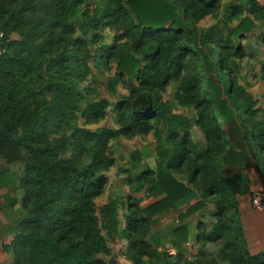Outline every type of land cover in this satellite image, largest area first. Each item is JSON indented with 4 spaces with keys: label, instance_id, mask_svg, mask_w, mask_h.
Masks as SVG:
<instances>
[{
    "label": "trees",
    "instance_id": "16d2710c",
    "mask_svg": "<svg viewBox=\"0 0 264 264\" xmlns=\"http://www.w3.org/2000/svg\"><path fill=\"white\" fill-rule=\"evenodd\" d=\"M54 1L47 17L48 31H40L29 22L28 16L35 10L33 0H0L2 27L23 34L0 55V149L25 151L36 160L25 181L28 198L24 208L29 216L22 219L13 242L15 264H115L100 258L107 245L102 229L113 228L108 223L100 227L95 208V200L106 185L100 172L116 163L110 152L111 139L151 133L158 164L147 190L161 191L164 200L176 205L193 192L172 171L189 175L201 196L180 213V220L200 212L206 199L215 198L216 220L210 230L200 225L203 232L197 234L196 243L222 241L232 264H264V252L252 255L248 249L237 202V195L249 192L242 159H255V167L264 176V120H258L251 94L235 86L236 78L227 71L232 55L243 57L241 48L226 55L224 46L213 49L212 44L220 39L199 29L225 0H101L96 7L98 16L121 29L107 59L114 62L118 80L127 79L129 94L116 104V130L88 133L92 145L85 151L91 155L79 168L64 166L48 143L51 119L46 110L50 98L62 92L61 85L51 79L38 86L35 76L48 57L53 68L67 61L74 66L79 61L70 59L67 48L74 41L76 24L86 15L82 8L85 0ZM256 2L250 1V13L236 26L234 35L253 29L260 17L254 8ZM100 23L84 20L79 28L91 29ZM172 81L179 83L178 102L197 108L195 125L205 134L204 147L192 139L191 122L170 111L163 99L162 92ZM57 102L62 103V99ZM109 106L104 100L97 104L92 114L95 120L107 115ZM162 122L167 123L166 130L160 126ZM226 124H233L242 135L239 152L229 147ZM222 164L240 169L230 179L223 174ZM161 208L162 202H156L149 212ZM233 211L234 218L230 216ZM103 213L107 219H115L114 203ZM147 229L148 219L141 211L129 217L128 256L136 264L153 254L144 239Z\"/></svg>",
    "mask_w": 264,
    "mask_h": 264
},
{
    "label": "rangeland",
    "instance_id": "374dc122",
    "mask_svg": "<svg viewBox=\"0 0 264 264\" xmlns=\"http://www.w3.org/2000/svg\"><path fill=\"white\" fill-rule=\"evenodd\" d=\"M250 1L225 0L214 15L200 23L199 29L203 34L209 33L212 37L220 39L219 43L212 44L213 49L224 46L226 55L241 48L243 57L232 55L227 71L230 70L236 78L235 86H240L251 94L254 108L259 112L258 120L262 121L264 120V0H257L254 5L256 14L260 17L256 18L253 29L239 36L233 34L236 26L250 13ZM33 2L34 13L28 16L30 26H38L40 31H48L50 22L47 17L48 13L53 11L52 6L55 1L33 0ZM99 5L101 0H85L82 3L86 15L76 24L74 41L67 48L70 59L78 58L79 61L74 66L67 61L64 66L57 65L53 68L51 58L48 57L35 76L38 86L46 85L51 79L61 85L62 92H56L50 98L46 115L51 119V135L48 143L52 150L58 153V159L65 164L64 166L84 167L91 155V152L85 151L92 145L88 133L99 134V130H116L119 127L116 104L129 94L127 79L118 80L114 62L107 59L109 48L120 37L121 29L112 24V20H102L98 16L96 7ZM84 20L86 22L97 20L101 23L91 29L79 28ZM2 26L3 22H0V55L5 53V47L10 42L18 41L23 36L19 30L11 32ZM79 46L86 47L82 50L83 47ZM102 49H104L103 54ZM216 56L217 53L215 60H217ZM226 80L228 82V77ZM178 91L179 83L172 81L162 92L163 99L170 111L181 114L191 122L192 139L200 147H204L205 134L195 125L198 118L197 108L194 105H181L176 99ZM58 99H62V103L57 102ZM102 100L110 104L108 113L95 120L97 117L92 116L94 107ZM160 126L164 130L168 127L166 122H162ZM225 129L231 140L230 149L239 152L243 143L242 135L233 124H226ZM109 146L116 163L112 168L100 172L106 179V185L103 194L95 200L100 227L107 223L113 225L112 229L106 226L101 228L107 244L106 251L100 254L103 261L136 264L128 256L129 240L126 228L129 217L134 212L141 211L148 219V229L144 239L150 244L153 254L145 256L140 264H232L224 252L222 241L196 243L197 234L203 232L200 225L204 224L207 230H210L216 220L215 198L206 199V206L200 212L185 220L179 219L180 213L185 212L201 196V192L191 184L189 175L172 171L175 177L189 185L193 192L191 197L176 205L164 200L165 194L161 191L151 193L147 190L154 178L151 172H155L158 164L153 133L132 138H114L110 140ZM86 153L87 156H84ZM35 161L25 151L0 149V187H2L0 192L9 195L11 206L18 205L24 210V218L29 216V212L24 208V200L28 198L25 181ZM255 162V159H242L244 173L255 167ZM260 164L263 165L261 162ZM239 169L237 166L227 167L223 164L221 167L223 174L230 179L234 178ZM247 179L250 205L253 208H262L256 207L252 199L255 193L264 192V188L260 187L256 177L247 174ZM156 202H162V208L154 213L149 212V207ZM110 203H114L115 219H107L103 216L104 209ZM235 215V211L230 213L232 218ZM186 230L188 233L181 235Z\"/></svg>",
    "mask_w": 264,
    "mask_h": 264
},
{
    "label": "crops",
    "instance_id": "0c3cea01",
    "mask_svg": "<svg viewBox=\"0 0 264 264\" xmlns=\"http://www.w3.org/2000/svg\"><path fill=\"white\" fill-rule=\"evenodd\" d=\"M246 173L256 177L260 187L264 188V176L256 167L248 169ZM237 202L248 249L252 255H260L264 252V207L253 208L248 194L237 195ZM17 206H11L9 195L0 192V264H15L13 242L20 232L19 226L25 215L24 210Z\"/></svg>",
    "mask_w": 264,
    "mask_h": 264
},
{
    "label": "built area",
    "instance_id": "2783aa9c",
    "mask_svg": "<svg viewBox=\"0 0 264 264\" xmlns=\"http://www.w3.org/2000/svg\"><path fill=\"white\" fill-rule=\"evenodd\" d=\"M252 201L256 207H263L264 206V192L255 193Z\"/></svg>",
    "mask_w": 264,
    "mask_h": 264
}]
</instances>
